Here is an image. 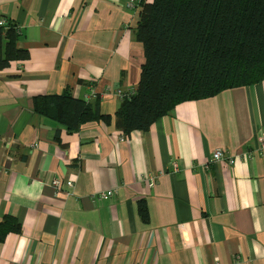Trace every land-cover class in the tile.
<instances>
[{"label": "crops", "instance_id": "crops-1", "mask_svg": "<svg viewBox=\"0 0 264 264\" xmlns=\"http://www.w3.org/2000/svg\"><path fill=\"white\" fill-rule=\"evenodd\" d=\"M143 1L0 0V22L15 23L28 52L0 69V219L23 226L0 242V264H264V80L127 134L114 120L121 98L103 91L140 79ZM90 86L110 124L70 132L34 109L38 94L86 100ZM218 146L238 155L233 166L211 161ZM56 176L74 186L56 190Z\"/></svg>", "mask_w": 264, "mask_h": 264}, {"label": "trees", "instance_id": "trees-1", "mask_svg": "<svg viewBox=\"0 0 264 264\" xmlns=\"http://www.w3.org/2000/svg\"><path fill=\"white\" fill-rule=\"evenodd\" d=\"M141 5L135 30L144 46L141 75L137 85L125 91L114 118L127 134L149 130L184 101L264 80V0H152ZM19 36L14 22L0 25V69L28 57L17 45ZM33 101L36 112L70 132L90 120L110 124L113 119L101 112L100 98L84 100L69 88L59 94H38ZM138 207L141 218L148 221L146 199H140ZM22 227L16 216L3 215L0 242Z\"/></svg>", "mask_w": 264, "mask_h": 264}, {"label": "built area", "instance_id": "built-area-1", "mask_svg": "<svg viewBox=\"0 0 264 264\" xmlns=\"http://www.w3.org/2000/svg\"><path fill=\"white\" fill-rule=\"evenodd\" d=\"M135 2H136V0H128L127 5L133 6L135 4ZM5 22H6V19H2L0 24H4ZM103 93L105 95L114 93L117 96H119L120 98H123L126 96L125 90L122 88H119V87H115L114 89L107 88L103 91ZM96 95H97V89L93 86H90L87 93L85 94V99L90 100L93 97H95ZM256 140L258 141V146H257V148H255V150L260 151L264 154V133L262 132V130H259L256 133ZM250 152L251 151H248V153H247L248 157H251ZM237 159H238V155L236 153H234L232 151H226L225 149H222L220 147L214 149L212 154H211V161L222 162L225 164H229L230 166H233L236 163ZM150 178L152 179L150 184L154 185L156 178H154V176H151ZM64 183H66L69 186H74V180L71 178L64 180L62 177L56 176L52 180V185L54 186V188L56 190L61 189ZM71 191H70V193H71ZM112 193H113L112 190L100 192V193L94 195V200H102V199L108 200L109 197L112 195Z\"/></svg>", "mask_w": 264, "mask_h": 264}, {"label": "rangeland", "instance_id": "rangeland-1", "mask_svg": "<svg viewBox=\"0 0 264 264\" xmlns=\"http://www.w3.org/2000/svg\"><path fill=\"white\" fill-rule=\"evenodd\" d=\"M218 147H220V148H222V149H225V148H223V147H221V146H218ZM218 147H216V148H218ZM216 148H214V149H216ZM225 150H226V149H225ZM172 167H173L174 170H176V168H177L176 164H172Z\"/></svg>", "mask_w": 264, "mask_h": 264}]
</instances>
